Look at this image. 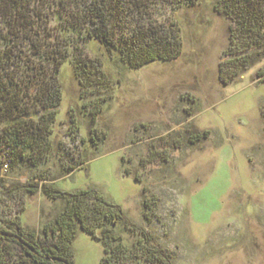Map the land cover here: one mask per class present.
I'll list each match as a JSON object with an SVG mask.
<instances>
[{
  "label": "rangeland",
  "instance_id": "1",
  "mask_svg": "<svg viewBox=\"0 0 264 264\" xmlns=\"http://www.w3.org/2000/svg\"><path fill=\"white\" fill-rule=\"evenodd\" d=\"M217 1L163 11L182 43L170 62L133 70L95 41L79 46L58 76L48 148L1 174L12 194L0 193V224L40 234L64 207L43 188L90 190L171 264H264V49L233 63ZM114 234L127 248L141 239L123 225ZM71 249L73 264L104 257L79 228Z\"/></svg>",
  "mask_w": 264,
  "mask_h": 264
},
{
  "label": "trees",
  "instance_id": "2",
  "mask_svg": "<svg viewBox=\"0 0 264 264\" xmlns=\"http://www.w3.org/2000/svg\"><path fill=\"white\" fill-rule=\"evenodd\" d=\"M197 2L0 0V170L5 162L9 169L16 161H27L31 151L48 148L55 116L49 111L61 102L58 76L79 46L95 41L133 70L170 62L181 52L180 31L173 21L159 18L164 19L163 11ZM215 10L231 22L230 52L238 56L233 63L248 67L250 54L264 49V0H218ZM30 188L24 192L34 193ZM5 192L11 195L12 188L0 186V193ZM42 194L62 201V212L40 234L24 229L15 217L0 224L3 264H73L77 228L103 245L100 264H171L143 230L126 224L121 209L96 192L67 194L50 186ZM117 225L141 239L130 248L123 246L114 234Z\"/></svg>",
  "mask_w": 264,
  "mask_h": 264
},
{
  "label": "built area",
  "instance_id": "3",
  "mask_svg": "<svg viewBox=\"0 0 264 264\" xmlns=\"http://www.w3.org/2000/svg\"><path fill=\"white\" fill-rule=\"evenodd\" d=\"M8 162H5L0 170V175L3 173H6V171L8 170Z\"/></svg>",
  "mask_w": 264,
  "mask_h": 264
}]
</instances>
